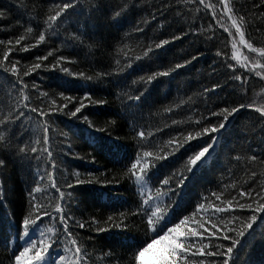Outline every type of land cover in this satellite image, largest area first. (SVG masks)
<instances>
[{
	"label": "snow or ice",
	"instance_id": "6c2138e0",
	"mask_svg": "<svg viewBox=\"0 0 264 264\" xmlns=\"http://www.w3.org/2000/svg\"><path fill=\"white\" fill-rule=\"evenodd\" d=\"M12 3H17V0H12ZM138 6L139 0H59L53 3L47 13L41 14L43 20L37 23L38 30L35 33L32 26L26 27L27 34L34 33L33 42L22 44L25 35L0 39V46H3L0 52V96L7 95L11 101L6 104L0 100V105L7 108V111L0 109V202L7 195L10 167L27 165L31 168L35 162L34 178L25 190V206L19 218L11 222L15 237L11 240L7 236L4 238V249L11 252L8 264H95L94 257L85 246L92 242V238L81 237L76 229L87 227L96 233L107 232L110 227L126 229L129 217L139 218L143 224L144 237L129 249L126 264H242L241 256L249 243V237L255 238L257 228L264 229V136L257 148L249 144L229 150V163L239 165L243 160L242 171L247 179L240 182L236 172L229 168L226 170L228 177L216 184V190L209 191L207 196L196 191L195 198L185 200V195L197 188V181L207 170L209 158L222 139L221 130H227L230 118L235 119L242 110H251L261 125L260 132L264 133V98L258 101L248 95L252 90L250 77H257L264 84V41L249 32V29L256 32L264 30V0H253L247 8L243 5L238 8L235 0H177L175 5L171 0H161L155 11L149 13L152 21H157V14L163 17L165 10L174 11L178 17L191 18L192 21L199 18L198 14L210 15L215 24L228 33L232 56L229 57L227 51L220 49L216 55L221 57L220 67L225 70L228 81L234 85V91L239 96L238 100L231 102L224 100L223 107H210V96L216 94L217 90L222 92L225 87L217 81L202 91L206 114L196 112L195 119L191 116L186 120L170 118V123L166 122L163 128L155 129L150 128L144 117V111L151 113L155 106V102L150 100L152 93L149 87L162 84L161 77H169L176 69L187 66L197 57L193 55L191 59L175 63L174 67L140 76L141 86L131 92L124 90L130 85L122 83L127 81L131 73L128 76L122 73L126 68H131L133 60L151 59L159 51L166 50V45L184 36L211 33L206 35V39L211 40L215 33L211 23L207 29L203 25L189 23L187 31L181 28L179 35L173 33L170 38L158 41L149 39L146 44L141 41L140 54L129 57L125 51L128 45L124 41L131 38V33H135L138 39L144 37L145 26L149 21L136 23L131 33H125L115 42L108 40L105 31L120 28L123 17ZM17 7L23 5L17 4ZM10 9L11 6H0V20L8 18ZM74 16L83 17V20H74ZM222 21L228 22L227 27ZM157 23L161 29L164 28V19ZM66 24L74 31L70 32L65 43L85 45L82 37H87L89 50L113 48L123 52V65L121 59L110 57L115 67L109 63L106 69L96 72L95 76L86 75L83 71L72 72L63 66L65 61H72L62 53L56 55L59 49L49 47V42L59 37V29ZM64 30L69 31L68 28ZM238 43L246 47L252 59L245 56L240 61ZM40 45L49 50L45 55H36L35 62L31 64H22L20 59L11 58L13 52H29ZM49 57H52V62L45 64ZM58 67L70 76L86 81L108 79L121 88L118 93H110L120 101L119 110L98 131H108L117 126V118L127 121L128 117H135L139 113L128 124L133 133V151L122 172L139 199L134 201L133 208L118 214L119 222L109 215L104 224L110 227L101 226V221L95 215L86 220L76 219L73 213L79 211L80 203H83L79 186L90 181L81 179L78 171L68 172L58 167L59 158L65 155L63 143H55L50 135V132L56 134L53 124L58 115L82 120L92 126L94 122L83 110L109 102L94 99L92 91L80 97L67 95L63 91L50 94L25 79L41 68ZM217 72L214 62L210 75ZM136 83V80L132 81V84ZM8 89H11L10 93ZM191 100L192 97H188V102ZM185 104L184 100H180L179 103L164 106L163 112L175 115ZM24 120L30 122L27 139H24V134L18 135L17 131ZM165 128L169 129L168 139L157 143V135L162 134ZM59 135L65 136L64 133ZM194 140L196 143H191ZM68 150L71 152L70 145ZM92 159L94 161L95 157ZM57 172L60 173L59 177L55 175ZM44 184L48 187H42ZM49 189L55 192V196L43 203ZM178 193L181 195L174 200ZM33 234L36 238H33ZM60 246L62 250H57ZM102 259L109 262L115 260L120 264L124 257H118L109 249L103 253Z\"/></svg>",
	"mask_w": 264,
	"mask_h": 264
},
{
	"label": "trees",
	"instance_id": "16d2710c",
	"mask_svg": "<svg viewBox=\"0 0 264 264\" xmlns=\"http://www.w3.org/2000/svg\"><path fill=\"white\" fill-rule=\"evenodd\" d=\"M54 2H59V0H17V3H12V0H0V6H11L8 18L0 20V39L7 40L9 37L15 38L19 35H25L26 39L21 42L22 44L33 42L32 36L38 30L37 23L43 20L41 14L47 13ZM212 2H215V0H212ZM235 2L238 8L241 5L247 8L251 6L253 0H235ZM171 3L175 5L177 0H171ZM17 4L23 5V7L18 8ZM160 4L161 0H139V6L123 17L120 28H111L105 31L108 40L115 42L123 37L125 33H131V29L136 23L148 20L149 24L145 26L144 37L138 39L135 33H131V38L124 41L128 45V49H125L128 56L134 57L141 52L139 47L141 41L146 44L149 39L158 41V39L170 38L173 33L179 35L181 28L187 31L189 23L203 25L205 29L211 23L215 34L211 40L206 39V35H211V33L202 36L191 34L184 36L182 39L166 45V50L159 51V54L151 59L133 60L131 68H126L125 72L122 73L124 76L131 73L127 81L122 82L130 85L124 90L131 92L132 89L141 86L140 76H146L151 72L169 66L174 67L175 63H182L184 59H191L193 55L197 57L187 66L176 69L169 77H161L162 84L149 87V91L152 93L150 100L155 102V106L151 109V113L145 110L144 117L151 129L163 128L166 122L170 123V118L186 120L189 116L195 119L196 112L206 114L202 102V91L205 87H211L217 81L224 84L225 87L222 92L217 90L216 94L210 96V107H223L224 100L231 102L239 99L236 91H234V85L228 81L225 70L220 67L221 57L216 55L217 50L220 49L227 51L229 57L232 56L229 36L224 28H220L210 15L204 13L198 14L199 18L192 21L191 18L178 17L174 11L165 10L163 17L157 14V21L165 20V26L161 29L157 21H152L149 15ZM182 6L181 4L180 7ZM73 19L82 21L83 17L74 16ZM222 23L227 27V21H222ZM253 23L255 26H259L256 22ZM28 26L34 28L33 34L26 33L25 29ZM65 28H68L69 31L65 32ZM71 31H74V28L66 24L59 29V37L49 42V47L59 49V52L55 53L56 55L62 53L72 61L71 63L65 61L63 64L70 71H83L86 75L95 76L96 72L106 69L109 63H112V66L115 67L110 57L121 59L123 65V52L113 48H105L102 51H97L95 48L89 50L87 48V37H82L85 40V45L65 43ZM249 32L257 39L264 41V30L256 32L249 29ZM225 43L228 44L227 48H225ZM48 50L49 48L40 45L29 52H13L11 58L20 59L22 64H31L35 62L34 57L36 55H45ZM2 51L3 46H0V52ZM237 55L241 62L245 56H248L249 59L253 58L246 47L239 43ZM50 62H52V57H49L48 61L44 63L48 64ZM214 62L218 72L210 75ZM25 79L30 84L34 82L41 90L50 94H58L63 91L67 95L80 97L85 92L92 91L94 99H105L109 102L107 105H92L83 110L94 122L92 126L82 120L58 115L54 118L56 122L53 124L56 134L50 132V135L53 136L55 143H63L65 155L59 158L58 167L68 172L78 171L81 174V179L90 181L79 186L80 199L83 203H80V210L73 213L76 219L86 220L89 216L95 215L101 221V226L110 227L104 224V220L112 215L114 220L119 222L117 219L118 214L121 211H128L133 208L135 206L134 201L139 199L132 184L122 175L124 165L129 163L128 157L133 151L131 147L133 133L128 124L138 117L139 113H136L135 117H128L127 121L117 118V126L101 132L97 129L105 127V121L111 118L112 114L120 108V101L116 99L114 94H110L120 92V87H117L108 79L86 81L76 78L60 71L59 67L56 69L41 68L32 73L31 77ZM133 80H136L137 83L132 84ZM153 83L155 84V82ZM250 84L252 90L249 91L248 95L258 101L264 98V91H262L264 84L260 82L259 78L250 77ZM8 92L10 93L11 89H8ZM188 97H192L190 102H188ZM0 100L5 101L6 104L11 103L7 95L0 96ZM180 100H184L186 104L182 110H177L175 115L163 112L164 106L179 103ZM0 109L7 111V108L3 105H0ZM212 119L215 120V118ZM145 121L141 122L144 123ZM29 123L28 120H24L23 125L17 128L18 135L24 134V139L28 138L26 133L28 132ZM226 127V131L221 130L222 139L216 146V151L212 154V157L209 158L207 170L197 181V188L186 194L185 200L195 198L196 191L207 196L209 191L216 190V184L228 177L226 170L229 168L236 172L240 182L247 179L244 171H242L244 168L243 160L239 165L229 163V150L239 149L241 146L247 147L249 144L253 148H257L261 137L264 136V133L260 132L261 125L256 121L251 110H242L235 119L230 118V123ZM59 133H64L65 136H60ZM168 137L169 129L165 128L162 134L157 135V143L166 141ZM191 143L195 144L196 141L194 140ZM69 145L71 146V152L68 150ZM59 150L56 149L55 151ZM232 155L234 156L236 153H232ZM93 157H95L94 161ZM34 173L35 162H33L31 168L27 165L24 167L12 165L10 167L9 179L6 185L7 195L3 202H0V261H2V264H8V256L11 255L10 251L4 249V238L7 236L11 240L15 237V228L12 227L11 222L19 218L25 206V190L33 180ZM89 173L92 175L89 176ZM55 175L59 177L60 173L57 172ZM42 187H48V185L44 184ZM180 195L178 193L173 199H178ZM54 196L55 192L49 189L47 198L43 203H47L48 199ZM205 219L208 218L205 217ZM45 222L48 223L46 218ZM126 223L128 224L126 229L110 227L109 231L103 233H96L87 227L76 229L81 237L85 239L92 238V242L85 246L94 257L95 264H117L115 260L109 262L102 259L103 253L109 249L114 251L118 257H124L120 264H126L128 255H130L129 249L135 245L137 240L144 237L143 224L138 217H129ZM49 227H51L50 224ZM33 238H36L35 234H33ZM60 249L62 250V246H60ZM241 260L242 264H264V229L257 228L255 238L249 237V243L246 245Z\"/></svg>",
	"mask_w": 264,
	"mask_h": 264
}]
</instances>
